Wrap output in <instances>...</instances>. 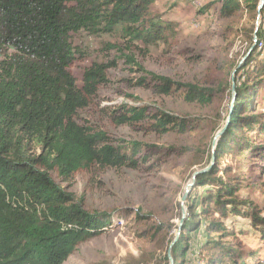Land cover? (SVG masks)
Masks as SVG:
<instances>
[{
	"label": "trees",
	"instance_id": "trees-1",
	"mask_svg": "<svg viewBox=\"0 0 264 264\" xmlns=\"http://www.w3.org/2000/svg\"><path fill=\"white\" fill-rule=\"evenodd\" d=\"M155 1L0 0V264H64L81 243L110 230V213L85 208L83 197L68 192L52 173L69 182L80 171L137 168L149 164L156 153L190 152L136 140L127 150L107 131L79 121L80 112L109 81L108 70L119 59L142 73L136 85L158 94H179L191 104L211 105L232 88L237 61L230 62L226 77H213L217 82L212 86L208 83L214 81L213 74L203 83L181 82L146 69L118 43L110 42L107 50L120 51L121 56L94 62L86 69L82 85L77 83L70 71L76 57L74 34L128 36L129 45L139 42L146 47L168 44L178 34V22L151 12ZM259 1L212 0L200 12L219 3V17L227 19L257 10ZM253 32L251 27L250 47ZM263 52L264 21L254 50L236 72V100L228 128L218 142L215 163L198 176L189 197L187 220L173 248L175 264H185L193 233L201 227L205 264H262L263 210L241 189L251 187L247 164L256 160L264 169V113L256 112L264 105ZM112 117L116 124L142 126L160 134H185L198 130L202 123L190 114L153 112L148 105L124 104ZM207 155L202 167L210 163L211 147ZM136 214L149 217L141 209ZM233 218L248 221L252 231L234 221L229 224ZM252 234L261 245L245 252L239 238Z\"/></svg>",
	"mask_w": 264,
	"mask_h": 264
},
{
	"label": "rangeland",
	"instance_id": "rangeland-1",
	"mask_svg": "<svg viewBox=\"0 0 264 264\" xmlns=\"http://www.w3.org/2000/svg\"><path fill=\"white\" fill-rule=\"evenodd\" d=\"M210 1L157 0L150 6L153 14L179 23L178 34L168 44L160 42L146 47L139 42L129 45L128 36L93 35L86 31L74 34L72 43L76 57L70 71L82 85L86 69L94 62L121 56L120 51L107 50V42H110L118 43L146 69L176 81L203 83L212 74L211 80L213 77L222 79L227 76L230 62L237 61L238 64L250 47L248 31L255 27L257 10L224 19L219 17V3L200 12ZM261 21H264V8ZM127 46L131 48L128 50ZM132 67L125 59H119L117 65L108 70L109 81L99 88L91 105L80 112L79 121L107 131L127 150H130L129 143L136 140L165 148L174 146L181 153L190 152L169 156L156 153L149 164H140L137 168L99 167L89 172L80 171L69 182L61 181L56 173H52L68 192L83 197L85 208L108 212L113 219L108 232L81 243L64 264H169L168 248L181 217V196L192 172L208 162L213 137L226 121L232 88L219 94L211 105L191 104L179 94H158L136 85L142 73L134 72ZM216 82L217 79L208 84L212 86ZM261 93L263 102L264 90ZM124 104L148 105L153 112L163 109L175 114H190L199 117L202 123L198 130L185 134H160L142 126L119 125L112 115ZM256 112L264 113V105ZM261 166L262 162L256 160L247 164L245 170L251 187L243 186L241 194L253 199L264 214V169ZM204 190L200 189L201 192ZM138 209L149 217H137ZM232 221L252 231L248 221L233 218L228 223L232 224ZM159 226L161 231L157 232ZM201 230L203 227L193 233L185 264H205ZM239 241L245 252L261 245L254 234L242 236ZM261 252L264 264V244ZM245 255L249 263L248 254Z\"/></svg>",
	"mask_w": 264,
	"mask_h": 264
},
{
	"label": "water",
	"instance_id": "water-1",
	"mask_svg": "<svg viewBox=\"0 0 264 264\" xmlns=\"http://www.w3.org/2000/svg\"><path fill=\"white\" fill-rule=\"evenodd\" d=\"M263 8H264V0H260L258 7H257V17H256L253 36H252L253 37L252 46L249 48V50L246 52V54L240 59V61L238 62V64L236 65V67L234 68V70L232 72V83H231L232 96H231V103H230V112L226 118L224 125L216 132V134L213 137L212 145H211L212 156H211L210 163L208 165H206L205 167L196 169L195 171L192 172L191 178H190L189 182L186 184L184 192L181 196V200H180L181 217L179 219V224H178V227L176 230V234H175L174 238L172 239V241L170 242L169 248H168L169 264H175V258L173 256V248H174L175 244L178 242V240L180 239L185 221L187 220L188 211H187L186 203L188 200V196L190 195L194 185L196 184L198 176L209 171L212 168V166L214 165L215 160H216L215 151H216L218 142L228 128L229 121L231 118V111L233 109V106H234V103L236 100V85H235L236 72L243 65V63L246 61V59L252 53V51L254 50V48L257 44L258 32H259V29H260V26L262 23L261 20H262Z\"/></svg>",
	"mask_w": 264,
	"mask_h": 264
},
{
	"label": "crops",
	"instance_id": "crops-1",
	"mask_svg": "<svg viewBox=\"0 0 264 264\" xmlns=\"http://www.w3.org/2000/svg\"><path fill=\"white\" fill-rule=\"evenodd\" d=\"M201 231H202V234H201V235H202V237H203V230H201Z\"/></svg>",
	"mask_w": 264,
	"mask_h": 264
},
{
	"label": "bare ground",
	"instance_id": "bare-ground-1",
	"mask_svg": "<svg viewBox=\"0 0 264 264\" xmlns=\"http://www.w3.org/2000/svg\"><path fill=\"white\" fill-rule=\"evenodd\" d=\"M260 46L262 47V43L260 44Z\"/></svg>",
	"mask_w": 264,
	"mask_h": 264
}]
</instances>
